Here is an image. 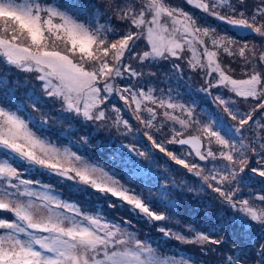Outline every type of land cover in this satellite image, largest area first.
Instances as JSON below:
<instances>
[{"label":"snow or ice","instance_id":"snow-or-ice-1","mask_svg":"<svg viewBox=\"0 0 264 264\" xmlns=\"http://www.w3.org/2000/svg\"><path fill=\"white\" fill-rule=\"evenodd\" d=\"M186 3L201 15L169 0H101L91 14L72 0L62 6L57 0H0V63L35 74L43 97L53 108L59 105L69 127L82 120L127 135L133 125L122 113L130 112L152 149L198 178L199 190H210L233 214L204 229L200 221L180 216L164 196L166 185L155 198L129 188L103 165L79 155V145L50 139L44 131L47 114L37 121L32 113L24 118L22 105L13 110L15 89L0 73V211L11 214L0 216V264H194L191 257L169 256L141 239L131 230L132 219L113 215L121 209L148 224L162 222L156 230L168 241L199 246L203 257H216L197 264H264V45L239 44L235 38L246 32L264 39V0L251 7L248 0ZM108 12L127 27L101 24ZM214 21L220 24L213 26ZM140 43L146 50L137 51ZM223 57L237 62L244 78H234ZM177 61L203 74L199 91L211 95L216 90L213 102L234 124L218 114L203 122L195 104L178 102L171 89L157 94L156 88L143 86L144 77L156 74L140 68L163 63L183 74ZM113 96L123 107L112 104ZM29 98L36 111L38 103H47L35 92ZM242 102L250 106L241 110ZM165 129L167 138L161 141L157 135ZM80 140L86 145L88 136ZM169 145L187 147L177 153ZM125 147L151 160L150 152L133 144ZM250 154L257 167H250ZM29 173L67 181L74 194L88 199H64L53 185L25 178ZM253 176L260 178L261 187L245 192L242 185L255 183ZM228 224H239L241 231L226 232Z\"/></svg>","mask_w":264,"mask_h":264},{"label":"rangeland","instance_id":"rangeland-1","mask_svg":"<svg viewBox=\"0 0 264 264\" xmlns=\"http://www.w3.org/2000/svg\"><path fill=\"white\" fill-rule=\"evenodd\" d=\"M18 2H22V0H18ZM43 2H50V0H43ZM67 2L68 0H57L60 6ZM256 2L257 0H248L250 7ZM72 3L75 4L77 8L86 9L91 14V12L94 11L92 5L101 3V0H72ZM169 3L173 6L181 7L185 11L193 12L198 17L201 15L198 10L189 6L186 0H169ZM109 22L113 28L118 30H123L127 27L126 24L116 20L112 12H108L106 16L100 19L101 24ZM200 23L203 24L204 20H200ZM219 24V21L213 22V26ZM223 27L224 26L221 25V28ZM229 34L234 35V33L231 32ZM235 38L239 44L249 43L264 45V39L246 32H240L238 35H235ZM141 50H146L143 43H140L139 48H137V51ZM129 62L133 64V67H138L136 61ZM177 63L181 64L183 74L171 72V65L163 63H160L158 66H144L140 68L139 70L145 73L153 72L156 74L154 77H144L143 86L146 88L150 85L156 88L157 94H159L160 89H163L165 92L171 89L173 96H177L178 94V102L188 105L195 104L197 116L203 122L214 120L218 114L230 124H234L235 122L227 117L222 108L213 102V97L217 95L216 90H213L211 95L199 91L204 85L203 74L189 70L183 61H177ZM223 63L234 69L232 73L234 78H244L241 75V68L237 62L231 61L228 57H223ZM0 73L7 76L9 81L8 88L15 89L14 98H10L13 110H16L15 105H22L21 114L24 115V118H28L27 113H32L37 121L40 120L42 114H47L48 128L44 131L50 139L62 145H69V141H72L73 145H79V155L88 157L90 160L103 165L105 171L115 174L116 178L129 188L134 189L138 193H143L145 197L151 193L155 198L160 196L157 189L161 185H166L167 191L164 193V196L176 205L175 210L180 216L200 221L204 229L208 228L213 221L219 223L222 216L225 218L230 217L235 211L229 209L226 204H221L220 201L215 198V194L210 190L200 191V182L198 178L187 173L181 166L176 165L164 153L152 149L146 137L143 136L145 129L132 118L130 112L125 111L122 113L124 118L129 119L130 123L133 125V131L127 135L122 134V129L121 131H117L114 127L98 128L91 123L85 124L82 120L78 122L73 121L72 127H69V124L63 122V117L59 115V105L53 108L51 101L47 97H43L39 82L34 78L35 74L21 72L14 68H6L3 63H0ZM117 83H120V81L118 80ZM33 92H35L36 96H40L43 100L47 101V103L37 104L39 111L32 108L33 100L29 97ZM3 93L4 89H0V103L4 101ZM110 99L112 104L123 107V102L119 101L117 97L113 96ZM249 106L250 103L248 102H242L240 104L241 110ZM108 107L110 111L111 104H109ZM29 126H32L31 123ZM137 129H139V132H137ZM33 130L36 131L35 128ZM166 134L167 129H165L163 133L158 134L157 138L162 141L167 138ZM244 134L249 138L252 136L251 131H246ZM261 135H264V133H261ZM84 136H88V143L86 145L81 144L80 140V138ZM129 144L135 145L140 151L150 152L151 160L146 157L137 156L134 152L130 153L125 147ZM168 147L170 151L179 153L185 146L169 145ZM72 151H77V147L72 146ZM190 159L201 164L205 163L199 161L198 158L195 157H190ZM256 159V157L250 154V167L258 166ZM247 174L252 175L250 172ZM25 178L39 179L44 184L53 185L56 190L64 194L62 197L64 199L71 198L76 202H79L81 198L88 199L74 194L73 191L67 187L68 182H58L59 178L57 177L29 173ZM259 179L258 176H253V181L256 182L243 184V190L245 192L251 190L252 193H256L261 187ZM173 182H175L177 187H173ZM189 188L195 190L189 191ZM97 207L102 208L103 205L98 204ZM88 210L91 211V209ZM159 210L165 211L163 207ZM10 215V213L0 211V216L10 217ZM113 215L118 219H132L133 227L131 230L135 231L141 239L147 238L153 248L159 246L160 251L164 254L177 256V258H179V256H184L185 258L191 257L194 264L202 262L205 259H216V257L211 255L203 257L199 252V246L181 244L175 240L168 241L167 238L156 230L162 225V222L148 224L142 219H133L134 214L127 213L124 209L113 213ZM168 226L172 227V225ZM173 230L176 231L178 229L173 227ZM225 231L228 233H239L241 228L239 224H228L226 225ZM255 241L256 236L254 235L253 242Z\"/></svg>","mask_w":264,"mask_h":264}]
</instances>
